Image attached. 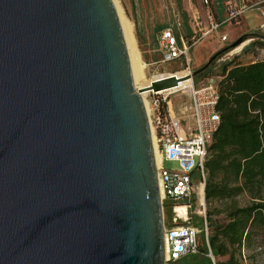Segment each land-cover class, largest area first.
Instances as JSON below:
<instances>
[{
	"label": "water",
	"instance_id": "1",
	"mask_svg": "<svg viewBox=\"0 0 264 264\" xmlns=\"http://www.w3.org/2000/svg\"><path fill=\"white\" fill-rule=\"evenodd\" d=\"M243 40L137 88L113 0H0V264H165L141 92Z\"/></svg>",
	"mask_w": 264,
	"mask_h": 264
},
{
	"label": "trees",
	"instance_id": "2",
	"mask_svg": "<svg viewBox=\"0 0 264 264\" xmlns=\"http://www.w3.org/2000/svg\"><path fill=\"white\" fill-rule=\"evenodd\" d=\"M174 33L178 35L176 30ZM255 45L264 46V39L251 42L244 51ZM211 69L209 66L194 77L207 76ZM215 74L219 76V122L204 161L208 232L206 235L201 226L197 253L208 264H243V250L251 248L264 233V59L241 63L233 57L221 63ZM161 116L166 126L164 104ZM240 197H245L246 203L240 204ZM169 211L166 203L167 217ZM209 250L215 260L208 256ZM190 255L166 264H186Z\"/></svg>",
	"mask_w": 264,
	"mask_h": 264
},
{
	"label": "built area",
	"instance_id": "3",
	"mask_svg": "<svg viewBox=\"0 0 264 264\" xmlns=\"http://www.w3.org/2000/svg\"><path fill=\"white\" fill-rule=\"evenodd\" d=\"M200 1L201 9L207 21V27L201 21L198 23L199 29L202 30L200 36L195 37L193 35L192 39H187L182 35H176L170 28H164L160 31L158 38L160 61L168 63L181 59L183 62V68L166 75L178 76L176 73L182 71H185L186 75H190L188 52L191 47L200 38L218 29L222 24L240 17L246 10L244 6L228 3L226 16L217 21L211 9L210 1ZM196 14H199L198 9ZM260 15L264 23V11H261ZM220 39L226 40L227 36L222 34ZM188 78L190 82L186 85H177L167 90L148 91L146 93L151 138L153 136L154 151L158 156V162H155V166L159 196L163 209L167 203L173 212L168 224L164 222L163 228L165 264L198 252L199 229L185 222H178V219L186 220L187 217L181 216L176 208L184 207L187 212L193 206V200L196 196L204 210V161L212 132L219 122V112L216 110L219 76L206 77L201 79L199 83H195L193 76ZM181 92L188 96L189 105L179 108L180 110L176 114L173 111L169 95ZM163 104L168 120L166 126L163 124L161 116ZM166 161L175 162L176 167L166 168L164 166ZM203 230L207 235L205 217ZM208 256L214 260L210 250Z\"/></svg>",
	"mask_w": 264,
	"mask_h": 264
},
{
	"label": "rangeland",
	"instance_id": "4",
	"mask_svg": "<svg viewBox=\"0 0 264 264\" xmlns=\"http://www.w3.org/2000/svg\"><path fill=\"white\" fill-rule=\"evenodd\" d=\"M211 9L217 21L222 20L227 13L226 7L228 3H235L237 6H244V16L238 17L231 22L222 24L218 29L213 30L209 34L200 38L189 50L191 73L194 69L203 65L207 59L216 51L226 47L240 37H244L243 42L233 48H229L219 57L212 61L209 65L212 69L207 76L194 77L195 83H199L201 79L216 75L220 64L236 58V62L248 63L259 59H264V46H251L247 51L244 49L253 41L262 40L264 36V28H259L262 21L260 12L264 11V0H209ZM120 8L127 21L132 25V31L137 45L139 57L144 67V81L139 87L144 86L152 78L166 75L174 70L183 68L181 59L170 61L168 63L161 62V54L158 49V38L160 32L157 29L160 26L170 28L178 35L187 39L192 36H200L202 30L199 29L198 23L207 27V21L201 9L200 0H117ZM198 9V13L196 11ZM219 17V18H218ZM250 22L253 24L246 23ZM225 34L226 40H221L220 36ZM183 77V76H181ZM147 100L146 93H142ZM169 98L172 103L173 111L177 114L184 106L189 105V98L184 93L170 94ZM184 105V106H183ZM148 106V105H147ZM183 106V107H182ZM180 108V109H179ZM187 113V112H186ZM164 166L168 169L175 168L176 163L166 161ZM204 210L200 205V201L196 196L193 200V206L187 211V218L178 219V222H185L199 229L198 239L201 238V226L203 227L205 211L207 208L204 199ZM239 203H246L245 197L239 198ZM164 211V209H163ZM170 217L164 212V222L168 224L173 212L169 211ZM241 261L243 264H251L252 262L264 264V233L257 236V241L251 248H246L242 252ZM214 258V257H213ZM222 257L221 259H223ZM215 260V258H214ZM178 264H183L179 262ZM186 264H208L206 258L200 253L192 254L186 259Z\"/></svg>",
	"mask_w": 264,
	"mask_h": 264
},
{
	"label": "bare ground",
	"instance_id": "5",
	"mask_svg": "<svg viewBox=\"0 0 264 264\" xmlns=\"http://www.w3.org/2000/svg\"><path fill=\"white\" fill-rule=\"evenodd\" d=\"M113 3L115 5L116 12L118 14L122 28L124 30V34L126 37L127 45H128L131 60H132V66H133V71H134V76H135V81H136V87L139 88V85L143 84V81H144V72H143L144 67L142 66L141 61H140L137 45H136L135 38L133 35V31H132L133 27L127 21V18H125V16L123 15V12H122L120 5L118 4L117 0H113ZM176 75L181 77V76H185L186 74H185V71H182V72H177ZM189 82H190L189 78H183L182 80L179 81L178 85L179 86L186 85ZM148 83L149 82L145 83L144 85H146ZM142 93H147V91L141 92V97L143 99L145 109L148 113L149 110H148V106H147V101L144 99ZM152 147H153L154 159H155V162L157 163L158 162V156L154 151L155 146H154V142H153V136H152ZM176 210L178 211V213L181 216L187 217V212L185 211L184 207H177Z\"/></svg>",
	"mask_w": 264,
	"mask_h": 264
},
{
	"label": "crops",
	"instance_id": "6",
	"mask_svg": "<svg viewBox=\"0 0 264 264\" xmlns=\"http://www.w3.org/2000/svg\"><path fill=\"white\" fill-rule=\"evenodd\" d=\"M242 14H243V16H244L245 13L243 12ZM260 14H261V12H260ZM241 16H242V15H241ZM244 17H245V16H244ZM218 18H219V17H218ZM261 19H262V18H261ZM245 21H246V20H245ZM246 23H248L249 25H250V24H253V23H250V22H247V21H246ZM260 27H261V28H264V23H263V21L260 22V24H259V28H260ZM158 49H159V48H158Z\"/></svg>",
	"mask_w": 264,
	"mask_h": 264
},
{
	"label": "flooded vegetation",
	"instance_id": "7",
	"mask_svg": "<svg viewBox=\"0 0 264 264\" xmlns=\"http://www.w3.org/2000/svg\"><path fill=\"white\" fill-rule=\"evenodd\" d=\"M238 1L240 2V1H243V0H238ZM244 1H245V0H244ZM262 39H264V36L262 37Z\"/></svg>",
	"mask_w": 264,
	"mask_h": 264
}]
</instances>
